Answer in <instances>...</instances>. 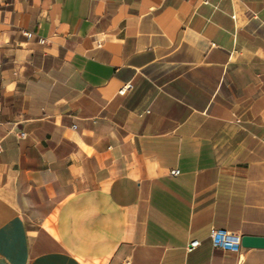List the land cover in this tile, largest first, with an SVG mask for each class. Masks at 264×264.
<instances>
[{"label": "crops", "instance_id": "0c3cea01", "mask_svg": "<svg viewBox=\"0 0 264 264\" xmlns=\"http://www.w3.org/2000/svg\"><path fill=\"white\" fill-rule=\"evenodd\" d=\"M213 226L264 237V0H0V264H264Z\"/></svg>", "mask_w": 264, "mask_h": 264}, {"label": "built area", "instance_id": "2783aa9c", "mask_svg": "<svg viewBox=\"0 0 264 264\" xmlns=\"http://www.w3.org/2000/svg\"><path fill=\"white\" fill-rule=\"evenodd\" d=\"M28 37L32 36L31 32H27ZM133 89V83L131 81L125 83L120 89L119 94H125ZM22 136H25V133H21ZM210 237L212 239L213 245L215 248L223 249L225 251L239 252L242 245L243 236L240 234L229 231L226 229L211 227ZM200 245V240L194 239L187 245V250H192Z\"/></svg>", "mask_w": 264, "mask_h": 264}, {"label": "water", "instance_id": "95a60500", "mask_svg": "<svg viewBox=\"0 0 264 264\" xmlns=\"http://www.w3.org/2000/svg\"><path fill=\"white\" fill-rule=\"evenodd\" d=\"M244 247H264V237L245 235L242 239Z\"/></svg>", "mask_w": 264, "mask_h": 264}]
</instances>
